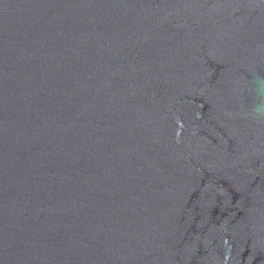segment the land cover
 <instances>
[{
    "label": "water",
    "instance_id": "1",
    "mask_svg": "<svg viewBox=\"0 0 264 264\" xmlns=\"http://www.w3.org/2000/svg\"><path fill=\"white\" fill-rule=\"evenodd\" d=\"M0 264H264V0H0Z\"/></svg>",
    "mask_w": 264,
    "mask_h": 264
}]
</instances>
